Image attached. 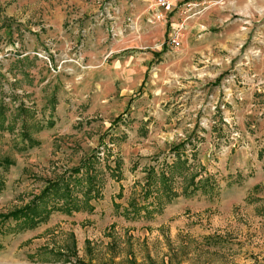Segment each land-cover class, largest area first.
<instances>
[{"label": "rangeland", "instance_id": "374dc122", "mask_svg": "<svg viewBox=\"0 0 264 264\" xmlns=\"http://www.w3.org/2000/svg\"><path fill=\"white\" fill-rule=\"evenodd\" d=\"M151 1L0 0V213L80 167L69 185L93 207L18 232L0 219V264H264V0H172L145 34L128 12ZM157 34L175 60L145 73Z\"/></svg>", "mask_w": 264, "mask_h": 264}, {"label": "trees", "instance_id": "16d2710c", "mask_svg": "<svg viewBox=\"0 0 264 264\" xmlns=\"http://www.w3.org/2000/svg\"><path fill=\"white\" fill-rule=\"evenodd\" d=\"M12 161L8 159L0 160V165L3 163L11 164ZM186 165L185 161H179L178 166H184ZM82 168L75 169L71 175V177L66 178L63 177L61 180H57L54 182H51L47 185V187L42 191V193L38 196H36L30 203L25 205L24 207L14 209V211L3 214L0 213V219L2 221H7L10 219H13L17 222V225L15 227V231H23L26 229H34L36 228L41 222L46 221L52 212L54 211H65L68 213H72V211H81V209L88 208V202L91 198V189H87L85 191L84 196V207H81L80 199L78 195L73 192V188L69 185V181L73 180V174L77 172H81ZM180 173H183V171H180ZM194 177L191 179V183H193L194 187H192V191H196L198 189V186L195 185L196 182L194 180ZM76 178V181H79L81 183V178ZM160 180L162 184V190H160L166 197L167 201H170L174 196L177 195V191L174 190L172 180L169 178V176L162 173L160 175ZM207 179L202 180L199 183H204ZM150 181L151 184L157 182V176L155 175L154 171L150 173ZM62 186H64V189L62 190ZM4 188V180L2 176L0 175V194ZM59 189V190H58ZM62 190L61 196L64 198V203L62 205L53 204L49 205L46 203V200L52 195L53 191H57L56 193L60 192ZM186 192H189V185L185 188ZM99 191L97 192V194ZM152 193V190L147 189L146 195H149ZM159 202H162V197H159ZM161 206V205H160ZM90 211H92L93 207H89ZM135 211L136 213H139L140 207L135 204Z\"/></svg>", "mask_w": 264, "mask_h": 264}, {"label": "crops", "instance_id": "0c3cea01", "mask_svg": "<svg viewBox=\"0 0 264 264\" xmlns=\"http://www.w3.org/2000/svg\"><path fill=\"white\" fill-rule=\"evenodd\" d=\"M151 2H150V8H154V3L152 2V4H151ZM148 13H150V14H146V12H143L141 14L140 13H137L136 14L132 10H129V12H128L129 17L127 18V21H130L131 22L130 25H132V24L135 25V26H138L139 24L145 25V29H144L145 30V34L148 33V29H146L147 27H149L150 29H151V27H154L155 29H157L156 32H158V33H160L161 31L162 32L166 31V28H165V26H166L165 22L166 21H157V20H155V14L156 13H154V12H148ZM126 16H128V15H126ZM144 17H145V21L143 20ZM177 24H179L178 21H175L174 24H173V26L176 27ZM188 29H190V31L192 30V28H190V27L188 28V24H185L184 29L182 31L181 39H180L181 44H180L179 47H175V46L171 45L168 42V45L167 46L170 47V50L171 51L169 50V53L171 55H175V53H179V52L183 51L182 49L185 46V39H186V37L188 38V36H186V31ZM156 39L158 40V42L156 44H154V46L152 45V47H150V48H152L155 51L153 52L152 55L149 54L150 57L149 56L148 57H145L142 60V61H145V63L142 62L143 64H145V73L148 70L149 64L151 62H153V60L155 58V55H157L159 53V49L161 47H163V44H164V43H160V41H161L160 39H162V38H160V35L159 34H157ZM167 54L168 53L163 54V55L166 56ZM163 55H159L158 54V58H162V60H160L162 63H164L165 60L166 61L175 60V58H171V57L169 59H166L165 57H163ZM158 58H157V60H158ZM134 62H138V60H134ZM147 63H148V65H147ZM135 64H139V63H135ZM143 64H139V65H143ZM132 67H137V66H135L134 63H133L132 65H128L127 70L130 71V70H135L136 69V68H132ZM155 70L156 71H162V68H158V69H155ZM152 73H154V72H152ZM157 74H158V72L157 73L155 72L152 77L155 78L157 76Z\"/></svg>", "mask_w": 264, "mask_h": 264}, {"label": "built area", "instance_id": "2783aa9c", "mask_svg": "<svg viewBox=\"0 0 264 264\" xmlns=\"http://www.w3.org/2000/svg\"><path fill=\"white\" fill-rule=\"evenodd\" d=\"M184 1V0H181ZM180 2V1H179ZM179 2H177L175 4V2H173L172 0H154V8H155V20L157 21H166L168 18V15L173 14L176 11L177 5L179 4ZM183 6V8H185V12L189 13L193 10V8L197 6V4H194L192 2H188L186 3L185 1L181 4ZM180 5V6H181ZM185 13V14H186ZM190 15H188V17L186 16V18L180 22H178L179 24H177L176 27H174L172 35L170 36L168 42L175 46V47H179L181 42V35H182V31L184 29L185 26V22L190 19Z\"/></svg>", "mask_w": 264, "mask_h": 264}]
</instances>
